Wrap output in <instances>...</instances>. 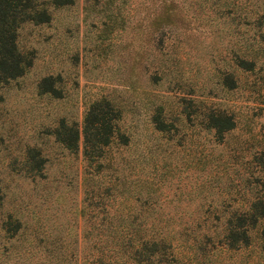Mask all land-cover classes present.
<instances>
[{
	"label": "rangeland",
	"instance_id": "obj_1",
	"mask_svg": "<svg viewBox=\"0 0 264 264\" xmlns=\"http://www.w3.org/2000/svg\"><path fill=\"white\" fill-rule=\"evenodd\" d=\"M32 3L31 63L0 82V264H264V218L224 238L264 200V0ZM100 99L119 113L100 156L56 139ZM142 239L167 253L140 260Z\"/></svg>",
	"mask_w": 264,
	"mask_h": 264
},
{
	"label": "trees",
	"instance_id": "obj_2",
	"mask_svg": "<svg viewBox=\"0 0 264 264\" xmlns=\"http://www.w3.org/2000/svg\"><path fill=\"white\" fill-rule=\"evenodd\" d=\"M71 1L53 0L57 4ZM36 12L32 0H0V82L21 75L25 67L31 63V59H26L18 49L16 36L17 28L22 21L28 19L48 20L45 13L44 15L41 13L36 15ZM210 117L211 125L219 134L234 126V120L228 114H211ZM118 118V110L113 104L108 99H100L89 106L81 129L75 123L67 125L62 120L59 124L60 127L55 130V137L67 148L77 149L80 133H82L84 154L86 156H100L104 147L112 142L117 133L115 130ZM157 128L162 129L159 126ZM122 137L123 139L120 141L125 143V134H118L119 139ZM251 209L250 211H244L242 215L228 219V231L225 233L224 238L227 240L229 247H235L239 242L248 241V226L255 224L260 218H264V200L253 202ZM261 234L264 248V224ZM140 246L145 249L140 258V260H143V256L151 258L153 252L157 249L163 250L162 253L164 254L167 253L166 250L169 244L156 240L147 242L142 239ZM137 250L135 248V253H137ZM168 258L173 261V254H169ZM134 259L137 260V257H134Z\"/></svg>",
	"mask_w": 264,
	"mask_h": 264
}]
</instances>
